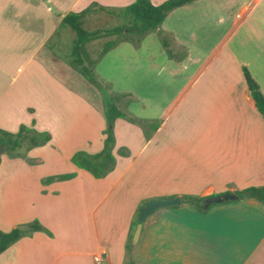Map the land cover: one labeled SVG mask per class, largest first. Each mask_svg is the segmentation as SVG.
<instances>
[{
  "label": "crops",
  "instance_id": "obj_1",
  "mask_svg": "<svg viewBox=\"0 0 264 264\" xmlns=\"http://www.w3.org/2000/svg\"><path fill=\"white\" fill-rule=\"evenodd\" d=\"M134 1L0 0V129L15 133L24 124L49 133L51 125L41 128L38 112L52 116L55 105L61 108V117L73 115L68 123L65 120L63 132L64 141L73 143L67 151L65 172L35 171L37 182L26 200L27 211L12 217L9 227L4 226L10 205L4 200L3 190L0 194L1 228L9 231L37 219L52 236L30 227L24 229L26 233L0 253V264H95V254L101 252L103 264H264V203L253 197L215 203L205 213L187 204L158 209L143 223L134 263L129 262L125 247L131 222L145 198L209 196L264 185V117L254 105L243 75L245 67L264 96V58L258 52L247 55L246 47L231 46L227 41L240 28L264 36V0H193L169 11L158 28L146 33V39L162 33L171 38L172 44L183 47L187 57L179 66L189 61L197 44L201 46L195 50L207 53L188 77L158 66L155 75L159 80L163 77L162 81H183L171 97L172 108L188 117L179 122L178 131L195 127L197 132L218 134V141L211 137L206 147L208 158L197 163L203 166L196 169L197 173L159 174V182L149 188H144L145 182L138 175L127 178L134 157L149 146L159 148L170 141L172 128H164V123L152 127L146 138L142 136L145 140L134 157H121L126 159L121 170V155L113 149L116 164L104 177H94L70 159L79 149L100 151L106 123L100 93L92 84H85L90 90L85 88L87 94L77 97L59 83V77L65 78L72 71L66 59L52 54L53 48L64 45L66 34H60L61 21L68 12L88 6L124 7ZM163 1L150 0L154 5ZM169 58L174 61L175 57ZM253 61L260 62L253 67ZM156 92L141 97L155 101L165 95ZM71 100L75 110L68 109ZM89 101H94L96 108L89 106ZM90 113L99 128L88 124ZM21 114L27 115L24 121H20ZM73 117L79 118L74 121ZM121 118L115 119L114 128ZM49 134L47 143L28 149L23 156L0 153V166L5 158H20L36 168L39 158L47 160L45 154L56 146L54 136ZM63 173L74 176L50 183L41 181Z\"/></svg>",
  "mask_w": 264,
  "mask_h": 264
},
{
  "label": "rangeland",
  "instance_id": "obj_2",
  "mask_svg": "<svg viewBox=\"0 0 264 264\" xmlns=\"http://www.w3.org/2000/svg\"><path fill=\"white\" fill-rule=\"evenodd\" d=\"M91 12L92 13L89 12L83 19V26L86 29L104 30L105 28L113 27L121 22L116 15H109L104 11L98 10ZM244 30V28H240L237 32L231 34L229 40H227L229 44L231 46L240 44L247 48V55L251 56L254 55L255 52H258L261 56L260 58H264V36H254ZM60 34H66V36L62 38L64 45L61 46L60 49L53 48L52 54L66 59V61L69 62V51L74 32L70 27L63 25ZM58 37L59 35L53 36L52 40H56ZM115 39H117L115 35L107 37L102 33L101 37L94 40L88 47L91 59L96 60L98 58L107 40ZM196 40L199 41L200 38H196ZM200 46L201 44H197L196 47L194 46L189 61L185 63V65L179 66V63L184 61L187 57L185 52H183V47L175 45L174 43L172 44L171 38L162 33L157 37L149 36L147 39L145 34L139 42L132 37L126 40H119L113 47L106 51L94 65V73L101 87L92 85L95 90L100 93L102 111L104 109L102 100L105 95L113 100V104H115L125 116L117 121L114 128V134L117 136L118 144L114 141L113 149L116 153H118L119 148H124L127 151L126 155L118 153L121 155L119 158L120 164L118 170L123 169V160H126L121 157L129 155L134 157L139 148H141L146 135H148L147 133H149L152 127L154 128L155 125L164 123V128H172L169 133L171 139L168 143L161 144L159 148L155 147V145L149 146L142 154L140 153L136 158L134 157L127 178L138 175L139 177L137 178L145 182L144 188L156 185V181L157 183L159 182L157 179L159 174L197 173L199 170L196 171V169L203 167L202 165L198 167L197 163H202V161L204 163L208 158L206 147L211 141V137L213 140L218 141V138L216 139L218 134L215 136V134L197 132L195 127H182L180 131H178L179 128H177V126L179 122L186 120L185 118L188 117L185 115L180 116L182 112L172 108L173 104L171 103V97L173 91L181 86L183 81H174L172 83L166 80L162 81L163 77L160 78L161 80L155 77L156 66L162 67L164 71L168 70L175 74L186 75L185 77H188V74L192 75L207 56L206 52L195 50L199 49ZM169 57H175L173 58L174 61ZM170 60L172 62H170ZM259 62L260 61H253V67ZM69 68L72 71H68V75L65 77L66 79L59 77L61 79V82H59L60 85L67 88L69 93L76 94L74 96L78 97L81 93L87 94L88 91L85 88L88 90L90 89L86 87L85 84L91 85V83L72 67L69 66ZM80 80H83L84 83ZM156 90L165 95H159L158 99H154L155 101L142 99V94L152 93ZM89 102L91 103L89 106L96 105L94 101ZM74 104L75 102L73 103L72 100L68 101V109L75 110L76 107ZM60 109L61 108L55 105L53 108V115L48 117L45 116L44 112H38V115L41 114V116L38 117L40 127L46 128L47 125H51V132L49 133L54 136L53 141L56 143V146L45 154L47 160L44 161L43 157H40L39 160H41V162H38V166L35 164L37 166L36 168H32L20 158L12 160L5 158L0 166V194L3 190L5 193L4 200L10 205L9 208H7L8 212L6 215H8V219L4 227H9L8 225H10L11 218L17 216L19 211H27L26 200L28 201L29 193L34 190L37 182L34 175L35 171L37 174L40 172H49L48 174L62 173L65 172V168L69 164H67V151L73 143L64 141L65 135L63 136V132L66 126L65 120L68 123V119H72L73 115L68 116V119L65 116L61 117L59 114ZM25 116L27 115L21 114L20 121H24ZM77 119L73 117L74 121ZM87 120L86 117L83 119L84 130L87 126ZM201 121H203V118ZM88 124L99 128L96 117L91 113ZM101 125L104 128L105 123ZM71 128H75L74 123ZM72 135L75 137L74 132H72ZM142 136L145 138L142 139ZM122 142H124L125 145H121ZM21 144V147L17 149L16 153L25 154L28 141L23 138ZM1 148L2 146L0 145V150ZM35 152L36 150L33 151V153ZM202 152L203 154H201ZM113 155L115 156L114 153ZM26 160L31 162L29 159ZM163 161L167 162L162 164ZM61 169L63 170L61 171ZM13 192H15V195L9 197ZM156 198H158V196ZM13 205H15V209H13ZM168 208L174 207L171 206ZM13 210H15V212ZM1 218L2 215L0 213V220ZM1 229L7 231L5 229L8 228ZM49 236H52V233Z\"/></svg>",
  "mask_w": 264,
  "mask_h": 264
},
{
  "label": "trees",
  "instance_id": "obj_3",
  "mask_svg": "<svg viewBox=\"0 0 264 264\" xmlns=\"http://www.w3.org/2000/svg\"><path fill=\"white\" fill-rule=\"evenodd\" d=\"M193 0H165L158 5H154L150 0H135L133 3L124 7H107V6H88L87 8L79 12H68L62 19L61 25L70 27L74 32V37L71 43L69 51V64L78 73H80L86 80H88L94 86L101 87L96 74L94 73V64L113 47L119 40H126L129 38L135 39L137 42L149 31L156 29L160 26L165 19L169 11L184 4H187ZM104 11L109 15H116L121 22L117 25L104 30H89L83 26V19L90 11ZM113 36L117 39L107 40L104 47L100 51V54L96 60L91 59L89 55V45L101 35ZM243 75L246 80L249 94L254 102V105L264 117V96L259 90V85L251 76L247 68L243 67ZM109 97L103 96V107L106 126L103 130L105 134L103 147L96 153H88L84 150H77L71 156V161L78 167L90 172L94 177L101 178L107 175L116 164L115 156L112 153L114 146V122L118 117H125L124 113L112 102ZM134 121V120H130ZM26 139L28 141L27 150L44 145L47 143L51 135L47 131H37L24 124L20 125L17 132L12 133L0 129V145L2 146L0 153L6 152L12 156H23L16 153L17 149L21 147V140ZM118 153L126 155L127 151L124 148H119ZM74 173H63L49 175L43 178L42 183H50L56 180H65L72 178ZM238 195L237 199L244 197H253L264 203V185L262 186H248L243 189L235 190ZM161 198V197H158ZM182 200L181 204H187L195 207L199 212L205 213L209 207L215 203L206 204L205 199L207 196H199L194 194H182L180 195ZM152 198H145L141 204H139L135 216L131 222L129 239L126 243V254L129 256V262H135V256L138 251V245L131 246V237L135 226L138 222L137 216L139 209ZM178 207V205L172 206ZM156 212V211H154ZM153 212V213H154ZM30 229L45 231L48 235H51L37 220L28 223ZM26 233L24 230L14 227L9 231H3L0 229V253L16 242L21 236ZM142 233V231H141Z\"/></svg>",
  "mask_w": 264,
  "mask_h": 264
},
{
  "label": "water",
  "instance_id": "obj_4",
  "mask_svg": "<svg viewBox=\"0 0 264 264\" xmlns=\"http://www.w3.org/2000/svg\"><path fill=\"white\" fill-rule=\"evenodd\" d=\"M238 198V195L235 192L229 191V192H222L214 195H209L205 199L206 204L211 203H220L224 201H232ZM182 203V200L180 196L174 195L169 197H161V198H152L151 200L147 201L138 212V222L135 226V229L133 231L132 237H131V246L137 245L143 223L149 217L154 211L158 209L168 208L175 205H180ZM29 228L28 224H21L18 226V229L24 230Z\"/></svg>",
  "mask_w": 264,
  "mask_h": 264
},
{
  "label": "built area",
  "instance_id": "obj_5",
  "mask_svg": "<svg viewBox=\"0 0 264 264\" xmlns=\"http://www.w3.org/2000/svg\"><path fill=\"white\" fill-rule=\"evenodd\" d=\"M103 253H97L95 254V264H103Z\"/></svg>",
  "mask_w": 264,
  "mask_h": 264
}]
</instances>
